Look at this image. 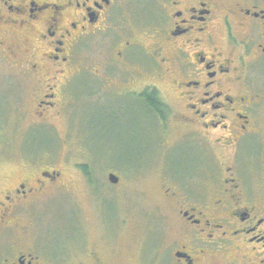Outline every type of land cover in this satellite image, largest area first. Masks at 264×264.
I'll list each match as a JSON object with an SVG mask.
<instances>
[{"label": "flooded vegetation", "instance_id": "flooded-vegetation-1", "mask_svg": "<svg viewBox=\"0 0 264 264\" xmlns=\"http://www.w3.org/2000/svg\"><path fill=\"white\" fill-rule=\"evenodd\" d=\"M0 53L37 122L92 99L100 123L125 125L134 160L106 165L102 153L74 177L43 167L8 183L0 264H264V0H0ZM169 129L194 166L162 177L167 208L146 218L133 253L114 245L120 230L88 249L77 228L39 241L17 226L61 190L82 188L95 217L111 196L140 193Z\"/></svg>", "mask_w": 264, "mask_h": 264}, {"label": "rangeland", "instance_id": "rangeland-1", "mask_svg": "<svg viewBox=\"0 0 264 264\" xmlns=\"http://www.w3.org/2000/svg\"><path fill=\"white\" fill-rule=\"evenodd\" d=\"M12 64L0 53V190L21 173L43 167L63 170L68 177H74L76 169L99 168L103 165L102 153L106 165L134 162L133 157L126 154L131 144L125 125L108 122L104 126L100 123L92 99L84 103L81 98H74V108H68L50 122H37L36 117L27 112L30 99L26 89L20 91L19 83L13 81ZM17 87L19 90L15 91ZM87 103L91 105L85 106ZM101 127L105 131H101ZM169 131V142L173 145L165 159L155 155L154 168L140 171L135 179V188L140 193L122 199L111 196L101 208V215L95 217L94 208L85 200L82 188L77 187L74 193L69 189L61 190L62 193L47 205L28 209L23 216H18L17 226L30 224L28 234L39 241L49 236L68 238L76 234L77 228L83 241L87 239L88 249L110 248L101 239L111 240L120 230L121 235L114 245L119 253H133L138 234L142 233L139 229L146 224V218L167 208L158 192L162 177L183 176L194 166L195 153L175 141L176 129ZM119 135H124L127 140L121 141ZM145 161L144 157L137 159L140 164Z\"/></svg>", "mask_w": 264, "mask_h": 264}, {"label": "water", "instance_id": "water-1", "mask_svg": "<svg viewBox=\"0 0 264 264\" xmlns=\"http://www.w3.org/2000/svg\"><path fill=\"white\" fill-rule=\"evenodd\" d=\"M110 178H112V177L110 176ZM112 180H113V178H112Z\"/></svg>", "mask_w": 264, "mask_h": 264}]
</instances>
